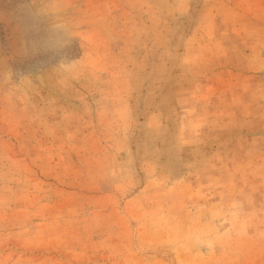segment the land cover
Instances as JSON below:
<instances>
[{"label":"rangeland","instance_id":"374dc122","mask_svg":"<svg viewBox=\"0 0 264 264\" xmlns=\"http://www.w3.org/2000/svg\"><path fill=\"white\" fill-rule=\"evenodd\" d=\"M0 264H264V0H0Z\"/></svg>","mask_w":264,"mask_h":264}]
</instances>
